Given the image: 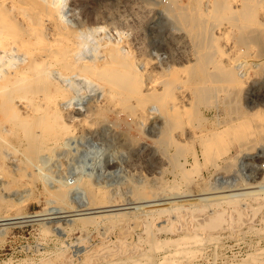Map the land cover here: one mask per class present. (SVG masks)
<instances>
[{"label":"rangeland","instance_id":"rangeland-1","mask_svg":"<svg viewBox=\"0 0 264 264\" xmlns=\"http://www.w3.org/2000/svg\"><path fill=\"white\" fill-rule=\"evenodd\" d=\"M57 3L59 17L81 32L85 59L101 58L104 49L122 53L135 60L143 83L149 63L166 78L174 69L187 75L197 62L200 51L171 13L172 0ZM258 18L243 31L249 46L239 56L240 90H224L219 81V91L196 96L191 86L199 77H192L177 96H164L169 86L162 84L143 97L145 116L137 118L129 103L107 102L110 82L76 77L69 81L76 95L58 122L79 128L51 152L33 149L28 126L18 120L33 101L50 96H13L9 109L0 96V264H105L115 254L106 245L140 240L149 248L185 235L178 242L197 238L203 249L196 264H247L264 250V8ZM0 66L1 75L7 65ZM163 252L152 248L148 262L122 264H155Z\"/></svg>","mask_w":264,"mask_h":264},{"label":"bare ground","instance_id":"bare-ground-1","mask_svg":"<svg viewBox=\"0 0 264 264\" xmlns=\"http://www.w3.org/2000/svg\"><path fill=\"white\" fill-rule=\"evenodd\" d=\"M57 1L0 0V64L7 65L0 75V96L4 99L2 101L6 103L5 105L8 103L10 105L13 96H37V98L50 96V100L54 99L53 102H55L51 105L52 101L49 99L44 102L35 100L32 102L33 110L27 108L18 119L20 123L25 124V127L28 126L25 139L33 144V149L41 150L40 153L53 151L64 141L63 139L74 134L76 128H79V126L75 128L72 127L73 125L58 122L68 109L67 102H69L70 96L76 95L71 92L73 86L69 87V81L76 77L88 79V81L85 80L87 83L90 79L96 82H110L113 85H111L112 89L102 93L106 96L107 102L118 100V102L129 103L132 114L137 118L145 116L144 108L147 107V97L145 99L143 97L161 90L159 87L162 84L169 86L168 90H165L164 96H177L176 90L180 85H187L189 81L198 77L199 81H195L196 84L193 86L190 84L191 90L196 96H210L216 90L219 91L215 86L219 81L223 82L222 89L224 90L230 86L240 90L243 79L241 80L238 75L239 71L237 72L239 56L249 46L248 32L244 34L243 31L260 24L258 16L264 8L262 2L264 0H188L182 6L178 5L177 0H172L171 13L178 19L183 30L189 36V40L191 38L194 46L200 51L198 59L195 60L197 62L193 63L194 66L189 69L187 75H183L184 73L182 74L180 69H174L167 74L164 73L166 78H163V75L155 74L156 72L153 73L155 70L152 72L150 69L151 63H147L149 65L146 66L148 67L146 70L147 79H145L147 83H145L146 81L143 83V75L135 68V60L134 63L133 59L124 57L122 53L112 54L109 52L110 50L107 52L108 49L103 48L104 52L102 51L101 58L85 59L81 32L74 30L71 25L59 17L60 7ZM261 23L264 25V21ZM18 57L23 58V61L13 67L14 60ZM210 64L214 67L213 70L211 69L212 71H210ZM143 74L145 77V72ZM192 77L194 78L192 79ZM73 82L75 83V80ZM94 83L93 86L97 84ZM154 95L156 96V94ZM161 95L158 93V96ZM159 102L167 107L170 106L173 110L179 109L176 102L171 99H159ZM169 103L170 105H168ZM66 104L67 106H65ZM115 105L118 104L115 103ZM16 111L18 109H15ZM9 112H11L10 118L17 117L14 108ZM6 114L8 115V112ZM30 116L34 117L31 124L27 122V117ZM5 117L7 118L6 115ZM54 121L57 123L53 124ZM40 125L39 133L32 132L33 126ZM52 136H54V140L45 142L46 138ZM206 143H210V141L206 140ZM125 223H122L123 227H125ZM180 239L185 241L189 237L185 235ZM166 240H154L149 248L141 246L142 241L140 240L133 245L119 244L113 249L110 245H106L103 250L108 248L115 254L109 262L104 263L122 264L126 261L128 263L129 261L132 263L146 261L147 250L161 248L164 252L155 257V264H165L168 260L178 264H196L198 254L203 253V249L198 247L197 238L191 245L185 242L180 243L178 240L171 242ZM101 249L102 247L98 249L99 253L104 252ZM173 250L175 251L171 253ZM104 256H101L100 259L104 260ZM247 264H264V250L254 253Z\"/></svg>","mask_w":264,"mask_h":264}]
</instances>
